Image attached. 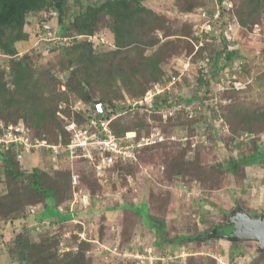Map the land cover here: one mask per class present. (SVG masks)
<instances>
[{
	"label": "rangeland",
	"instance_id": "rangeland-1",
	"mask_svg": "<svg viewBox=\"0 0 264 264\" xmlns=\"http://www.w3.org/2000/svg\"><path fill=\"white\" fill-rule=\"evenodd\" d=\"M81 1L84 6H88L99 5L106 0ZM231 1L233 9L218 22L214 19V0H205L203 6L188 12L183 11L177 0L146 1L149 7L171 21L175 33L185 25L188 26L190 36L187 39L195 47V51L201 43L198 31L211 20L214 32L208 35L204 31L201 34L204 39L202 43H213L220 46L219 50L223 47L234 53L235 57L228 63L225 52L218 59L217 65L208 53L196 55L193 52L189 55L188 51L182 50L181 54L162 63L164 76L149 91L159 89L161 104L165 100L170 101L171 111L177 109L174 110V115L182 110L179 105L174 107L175 104L190 105L191 108L193 106L197 128L193 124L196 122L193 121L195 117L189 119L190 109V117L182 113L169 122H163L164 117L151 115L154 112L151 106L155 98L146 101L145 97H151L148 91L141 102H136L137 106L145 103L141 106L145 108L136 109L135 106L133 111L127 109L117 122L132 127L130 137L133 134L137 136V132H140L141 136L149 137L154 142L136 149V160L123 170L109 172V175V167L106 177L101 181L88 160H78L72 164L63 157L58 160L59 165H55L57 158H54V152L51 149L44 150V147L38 148L21 163H17L18 168L28 174L39 168L51 178L55 176L53 170L58 169V166L64 170L69 169L71 174L75 172L79 175L86 195L83 198L78 195L75 206L82 214L76 217L75 222L52 229L45 222L30 224L32 231L28 229V233L32 242L47 241L49 255L56 253L62 257L65 251L82 253L87 264H134L136 258L131 255L135 247L143 245L142 248L151 244L156 249L155 255L164 259L159 262L161 264H264V252H258L257 241L231 243L221 238L206 237L192 242L184 239L173 242L181 236L192 237L207 232L214 226L230 224L238 217L240 219L236 222L242 225V215H249L254 220L264 215V160L261 164L241 165L237 172L229 168L233 161L250 159L257 152H264V129L257 127L253 133L241 132L235 119L224 117L229 115L227 107L230 109L233 104L241 103L249 109L264 107V15L257 19L256 24L243 27L235 14L240 2ZM80 9L79 3L69 0L66 23L72 21ZM201 9L206 11L207 18L203 17ZM38 26L37 23L26 26L30 39L16 44L18 55H31L38 75L52 71L51 75H55L58 83H61L69 71L62 64L60 50L62 46L72 43L69 39L48 41L43 38ZM216 30H221V34L219 35L220 31L216 34ZM160 37L162 38V34ZM89 39L96 53L116 49L113 34L103 23L96 36ZM164 41L152 49L147 47L148 51L151 50L147 54L156 51ZM1 58L5 59L6 56L0 55ZM9 65L2 63L1 68L6 73L4 79L8 88L13 90ZM219 67L225 69L218 73ZM200 73H207V84H200ZM56 96L57 94L53 97ZM93 96L96 101L103 95L97 92ZM111 97L118 109L133 103V99L118 81L113 83ZM67 118L61 114L64 124ZM47 127L59 133L50 120ZM47 137L52 139L53 135L47 133ZM47 144L50 145L48 140ZM222 163L228 169L222 170L219 166ZM178 171L183 172L182 178ZM190 172L194 177L187 176ZM27 182V177L21 182L8 178L0 159V264H20L10 254L14 240L20 233L16 232L20 228L14 230L11 219L40 210L39 206L26 204ZM72 194L74 200V189ZM70 202L69 199L64 206H68ZM123 204L131 208L124 214L117 209ZM86 205L94 206L95 210L82 209ZM136 209L143 215H147L149 211L150 216L160 220L166 242L158 243L159 235L134 215ZM65 218L68 217H61ZM34 227L39 228V232ZM225 232L229 233V230ZM141 251L144 252L143 249ZM148 263L151 261L143 264Z\"/></svg>",
	"mask_w": 264,
	"mask_h": 264
},
{
	"label": "trees",
	"instance_id": "trees-1",
	"mask_svg": "<svg viewBox=\"0 0 264 264\" xmlns=\"http://www.w3.org/2000/svg\"><path fill=\"white\" fill-rule=\"evenodd\" d=\"M74 1L79 3L81 9L75 13L72 21L66 23L65 17L68 12L69 0H0V55L6 56L5 59H0V119L7 123H24L29 127L31 139L34 142H47L48 140L50 145L68 144L70 134L64 127L65 122L61 119V114L78 124L86 123L90 118L89 116L93 115L94 104L97 102L102 103L105 107L106 115L104 117L108 120L113 119L110 124L113 133L117 137H122L131 132L132 127L123 126L117 120L123 115V112H126L127 109H134V107L127 104L118 109V105L113 103L114 98L111 97V94H113L114 82L121 83L126 93L133 99L132 104H134L144 99L151 86L161 82L164 76L162 65L168 58L181 54L182 50L188 51L189 55L193 52L196 55L208 53L217 65L219 64L218 59L225 52L228 63L235 57L234 53L226 51L223 47L219 50L220 46H215L213 43H203L195 51V47L187 39L190 36L188 26L185 25L184 28L175 33L171 21L165 15H161L149 7L146 4L147 0H106L105 3L88 6H84L81 0ZM177 1L184 12L192 11L205 3V0ZM238 1L240 4L238 9H235V14L243 27L256 24L257 19L264 15V0H236V2ZM45 22L54 27L53 29L56 30L58 36L69 39L72 43L62 46L60 50L62 64L66 66V71H69L64 77V81H60L61 83H58L59 80L55 75H51L52 71L38 75L33 67L31 55L25 54L19 57L16 49V44L27 42L30 39V35L26 31V26L29 23H37L39 32L45 33L42 26ZM102 23L113 34L116 49L105 53H96L89 37L96 36ZM159 33L162 34V38ZM172 37L176 38L172 39ZM162 40H165L163 44L148 55L147 47L149 49L157 47ZM2 63L10 64L13 90L8 88L4 79L6 73L1 68ZM224 69L225 67H219L218 73ZM207 77V73H200L198 80L201 85L207 82ZM97 92L103 96L95 101L93 95ZM55 94L57 96L53 97ZM160 97V94L154 97L155 100L151 106L154 112L152 111L151 115L163 118L164 111L169 112L172 105L168 100L161 104ZM80 101L83 106L76 109ZM61 103L66 104L63 111H59ZM177 105L181 106L182 109L176 113L177 115L184 113L190 117V105L175 104L174 106ZM141 106L136 105V109L138 107L145 108V106ZM193 108L192 106L193 115L189 119L195 117L193 121H196ZM227 109L229 115H224L225 119H229V117L235 119L241 132L253 133L257 127L264 129V107L249 109L241 103H237L231 105L230 109L227 107ZM14 110L17 112L13 113ZM88 114L90 115L87 116ZM177 115L168 116L165 120L163 119V122H169ZM49 120L58 129V134L54 129L47 127ZM159 120L161 121V119ZM195 123L197 124V121L193 122L197 128ZM47 133L53 135V138L48 139ZM142 137L141 133L137 132L136 139ZM43 149L49 150L46 147ZM37 150L33 149L31 152L25 153L24 158ZM19 152V149L12 147L9 149L0 148V159L4 163L5 174L8 178L19 182L26 177L28 178V203L26 204L39 206L40 210L35 213L30 211L28 214L11 219L10 223L14 230L20 228V231H16L20 233L14 240L10 254L20 264H87L85 255L82 253L75 254L65 251L66 253L62 257L56 253L49 255L47 252L49 250L46 247L47 241L42 243L31 241L28 233V229L31 230L30 224L36 221L45 222L52 229L55 226H64L75 222L76 217L80 216L82 212L76 209V206L71 209L73 186L72 174L69 169L64 170L58 166V169L53 170L55 171L53 178L39 168L33 169L28 174L18 168L17 163H21L18 161ZM63 157L69 163L70 160L65 153L60 154L54 162H60L58 160ZM262 160H264V152L259 151L250 159L233 161L229 168L237 172L241 165L261 164ZM129 165L130 162H120L110 167L108 173L123 170ZM219 166L222 170L228 169L223 163ZM177 173L182 178L183 172L178 171ZM187 174L188 177L192 176L191 172ZM95 178L97 180V177ZM69 199L71 200L70 204L64 206ZM86 206L82 209L95 210L94 206ZM117 209L123 214L131 210L125 204ZM134 215L140 217L142 223L150 226L159 235V244L161 241H165L159 219L150 216L149 211L147 215H143L138 209L135 210ZM62 216L68 218L61 219ZM223 226H214L211 230L198 233L192 237L181 236L173 242L177 243L182 239L192 242L200 238H215L214 233H217L219 235L217 238H220L222 235L232 233L233 225ZM221 227L224 230H229V233L222 231ZM43 230L44 228L41 231ZM1 238L2 233H0ZM148 264L161 263L151 262Z\"/></svg>",
	"mask_w": 264,
	"mask_h": 264
},
{
	"label": "built area",
	"instance_id": "built-area-1",
	"mask_svg": "<svg viewBox=\"0 0 264 264\" xmlns=\"http://www.w3.org/2000/svg\"><path fill=\"white\" fill-rule=\"evenodd\" d=\"M214 1L216 5L214 19L215 22H218L224 14L233 9L234 5L231 0ZM201 12L203 17L207 18L206 11L201 9ZM188 15L191 16L193 14ZM42 26L45 30V33L42 32L44 39L48 41L68 40L58 36L56 30L53 29L54 27H52L49 23L45 22ZM204 31L208 35H211L210 32H214L211 20H208L198 31L199 33H197L201 39L200 46L203 44L202 41L204 39L201 34L204 33ZM219 31L216 30V34L219 32L220 35L221 30ZM198 47L199 46H197V49ZM159 94V89L149 91L148 95L151 97H145V100L147 101L150 98H154V95L156 96ZM82 106L83 103L80 101L78 102L76 109L82 108ZM129 106L135 108L136 103H129ZM63 107L65 108L66 104H61L59 109L62 110ZM133 110L134 109H130V111ZM174 110L177 109L174 108ZM174 110L172 109V111L170 110L169 112L164 113V119H166L168 116H174ZM190 113L192 116L193 112L191 111V108ZM89 115L90 114L87 116ZM105 115L106 110L104 105L100 102H97L94 104L93 115L89 116L90 118L88 122L78 124L74 120L67 118L64 127L70 134V142L66 145L61 144L58 146L48 145L46 141L34 142L31 139L29 127L24 123L7 124L0 120V148L9 149L12 147L19 149V162L23 161L25 153H29L31 150L41 147L51 149L52 152H54V158H57L60 154L65 153L72 164L74 162L76 163V161L79 159H85L88 160V162L93 166L95 174L98 178H100L101 181L104 177H106V171L109 167L115 166L120 162L127 163L136 160V149L142 146L150 145L154 142L149 137H142L140 140H137L135 134H133V137H130V135L132 136V133H127L125 136L117 137L110 127L111 121L113 119L108 120L104 117ZM71 169L74 171L72 166ZM72 186L74 189V200L71 203V209H73L76 205L78 195L82 196V198L86 196L81 185V179L75 172L72 173ZM44 224L49 226L47 223ZM35 230L39 231L40 229L36 228ZM141 246L143 245H137V249L135 247L134 252L131 255L132 257L136 258V261H133L134 264H143L148 260L151 262L164 261L162 257L155 255L154 250L156 249L152 246V244L142 248ZM141 249H143L144 252L141 251Z\"/></svg>",
	"mask_w": 264,
	"mask_h": 264
},
{
	"label": "water",
	"instance_id": "water-1",
	"mask_svg": "<svg viewBox=\"0 0 264 264\" xmlns=\"http://www.w3.org/2000/svg\"><path fill=\"white\" fill-rule=\"evenodd\" d=\"M238 208L241 210V207ZM238 218L240 219V217ZM241 220H244L242 225L234 221L231 222L229 225H233L234 231L229 235H222L220 238L231 243L257 241L259 244L258 252H264V215L257 220L249 215H242Z\"/></svg>",
	"mask_w": 264,
	"mask_h": 264
},
{
	"label": "flooded vegetation",
	"instance_id": "flooded-vegetation-1",
	"mask_svg": "<svg viewBox=\"0 0 264 264\" xmlns=\"http://www.w3.org/2000/svg\"><path fill=\"white\" fill-rule=\"evenodd\" d=\"M237 219H239V218H237ZM237 219H236V220H237ZM234 222L236 223V221H234ZM235 223H234V224H235ZM223 225H224L223 227H225V226H229V224H227V223H226V224H223ZM223 227H221V229H222V231H224V232H225L226 230H224V228H223ZM231 231L233 232V231H234V229H233V230H231ZM231 231H230V232H231ZM225 233H226V232H225ZM213 235H216V236H215V238H217V237L219 236L217 233H214Z\"/></svg>",
	"mask_w": 264,
	"mask_h": 264
},
{
	"label": "clouds",
	"instance_id": "clouds-1",
	"mask_svg": "<svg viewBox=\"0 0 264 264\" xmlns=\"http://www.w3.org/2000/svg\"><path fill=\"white\" fill-rule=\"evenodd\" d=\"M106 2V1H105ZM1 120V119H0ZM2 121H4V120H2ZM5 122V121H4ZM5 123H7V122H5ZM7 124H13V123H7ZM14 124H17V123H14ZM130 133V132H129ZM160 262V261H159ZM159 262H156V263H159Z\"/></svg>",
	"mask_w": 264,
	"mask_h": 264
},
{
	"label": "bare ground",
	"instance_id": "bare-ground-1",
	"mask_svg": "<svg viewBox=\"0 0 264 264\" xmlns=\"http://www.w3.org/2000/svg\"><path fill=\"white\" fill-rule=\"evenodd\" d=\"M239 225H241V223H239Z\"/></svg>",
	"mask_w": 264,
	"mask_h": 264
}]
</instances>
